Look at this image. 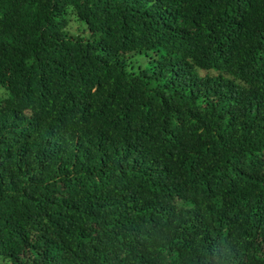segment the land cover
<instances>
[{"label": "trees", "instance_id": "1", "mask_svg": "<svg viewBox=\"0 0 264 264\" xmlns=\"http://www.w3.org/2000/svg\"><path fill=\"white\" fill-rule=\"evenodd\" d=\"M0 264H264V0H0Z\"/></svg>", "mask_w": 264, "mask_h": 264}]
</instances>
